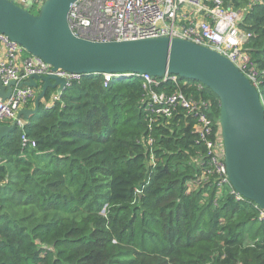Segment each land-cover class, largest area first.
I'll use <instances>...</instances> for the list:
<instances>
[{
    "label": "trees",
    "instance_id": "obj_1",
    "mask_svg": "<svg viewBox=\"0 0 264 264\" xmlns=\"http://www.w3.org/2000/svg\"><path fill=\"white\" fill-rule=\"evenodd\" d=\"M242 29L264 71V0ZM134 75L107 85L85 75L57 100L50 90L0 140V264H264L260 208L218 187L184 110L150 124L145 81ZM177 78L154 89L208 101L218 132V96ZM260 93L264 104V84Z\"/></svg>",
    "mask_w": 264,
    "mask_h": 264
},
{
    "label": "water",
    "instance_id": "obj_2",
    "mask_svg": "<svg viewBox=\"0 0 264 264\" xmlns=\"http://www.w3.org/2000/svg\"><path fill=\"white\" fill-rule=\"evenodd\" d=\"M79 0H46L38 14L0 0V33L17 42L32 57L80 75L166 74L198 81L210 88L221 104L220 126L224 163L231 186L264 211V104L261 93L226 57L207 47L170 37L93 42L74 35L69 25L71 7ZM15 82L0 95L11 96ZM69 82L55 74L31 76L20 86L39 90L34 108L20 110L14 124L0 125V140L40 110L50 90L60 96Z\"/></svg>",
    "mask_w": 264,
    "mask_h": 264
},
{
    "label": "built area",
    "instance_id": "obj_3",
    "mask_svg": "<svg viewBox=\"0 0 264 264\" xmlns=\"http://www.w3.org/2000/svg\"><path fill=\"white\" fill-rule=\"evenodd\" d=\"M10 1L32 12L38 10L46 0ZM260 1L250 0L248 7L233 8V0H79L71 7L69 25L76 37L93 42L170 37L207 47L229 59L260 92L264 84V71L256 67L245 48L253 34L242 29L252 3ZM25 52L17 42L0 33V80L6 87L11 82L16 83L8 99L0 95V125L14 124L20 110L29 108L35 102L39 90L20 86L31 76L55 74L69 84L85 76L61 69L53 72L51 65L40 58L25 57ZM103 76L106 85L115 78H123L122 75ZM140 77L144 79V88L148 91L144 110L150 124H157L165 118L172 119L180 110H184L196 121L194 131L198 137L197 144H203L207 149L210 165L218 176V187L230 184L223 159L224 141L220 121L217 124L218 132H214L216 124L209 115L211 104L193 100L181 91L170 93L154 89L168 82L178 83L177 76ZM60 96L55 95L54 100ZM24 123L21 121L18 125ZM232 194L238 200L244 199L234 188ZM261 211V218L264 219V211Z\"/></svg>",
    "mask_w": 264,
    "mask_h": 264
},
{
    "label": "crops",
    "instance_id": "obj_4",
    "mask_svg": "<svg viewBox=\"0 0 264 264\" xmlns=\"http://www.w3.org/2000/svg\"><path fill=\"white\" fill-rule=\"evenodd\" d=\"M55 92V91H54ZM56 95V92H55V94H54V96ZM34 104H35V102L33 103V104H31V106L29 107V108H34Z\"/></svg>",
    "mask_w": 264,
    "mask_h": 264
},
{
    "label": "rangeland",
    "instance_id": "obj_5",
    "mask_svg": "<svg viewBox=\"0 0 264 264\" xmlns=\"http://www.w3.org/2000/svg\"><path fill=\"white\" fill-rule=\"evenodd\" d=\"M38 12H39V10L32 11V13H34V14H38Z\"/></svg>",
    "mask_w": 264,
    "mask_h": 264
}]
</instances>
